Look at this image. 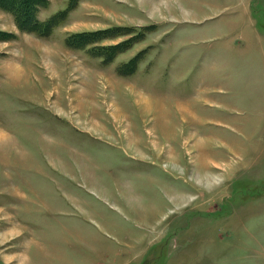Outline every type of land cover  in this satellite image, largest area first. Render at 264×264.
<instances>
[{"label": "rangeland", "instance_id": "rangeland-1", "mask_svg": "<svg viewBox=\"0 0 264 264\" xmlns=\"http://www.w3.org/2000/svg\"><path fill=\"white\" fill-rule=\"evenodd\" d=\"M27 5L54 25L0 7V264H264V0Z\"/></svg>", "mask_w": 264, "mask_h": 264}, {"label": "trees", "instance_id": "trees-1", "mask_svg": "<svg viewBox=\"0 0 264 264\" xmlns=\"http://www.w3.org/2000/svg\"><path fill=\"white\" fill-rule=\"evenodd\" d=\"M28 1L32 2L34 0H0V7L7 12L10 11L15 18L16 25H18L20 29H30L34 34L47 37L52 32L54 25L52 19L46 21L45 23L36 21L34 14L32 15V11H30L32 9L31 5H27ZM29 7L31 9H27ZM0 34L5 35L2 31H0Z\"/></svg>", "mask_w": 264, "mask_h": 264}, {"label": "bare ground", "instance_id": "bare-ground-1", "mask_svg": "<svg viewBox=\"0 0 264 264\" xmlns=\"http://www.w3.org/2000/svg\"><path fill=\"white\" fill-rule=\"evenodd\" d=\"M220 166H218V168H219ZM212 172H214V173H216V174H218V172H216V171H212ZM212 178V177H211ZM210 181V180H209Z\"/></svg>", "mask_w": 264, "mask_h": 264}]
</instances>
